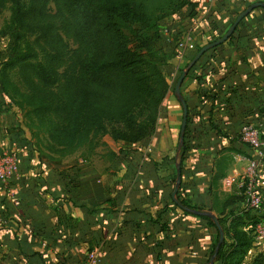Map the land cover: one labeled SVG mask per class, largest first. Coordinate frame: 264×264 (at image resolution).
I'll return each instance as SVG.
<instances>
[{
  "label": "crops",
  "instance_id": "0c3cea01",
  "mask_svg": "<svg viewBox=\"0 0 264 264\" xmlns=\"http://www.w3.org/2000/svg\"><path fill=\"white\" fill-rule=\"evenodd\" d=\"M191 2V17L185 8L163 22L159 42L168 59L160 70L167 92L151 138L117 143L123 148L96 165L86 158L51 165L27 133L7 135L14 130L0 123V149L15 156L18 169L0 183V217L6 222L0 228V264H83L92 250L98 264H206L216 231L206 216L192 211L220 218L224 239L233 222L246 221L236 183L253 156L241 129L264 125V9H254L183 80L188 124L181 161L176 152L182 108L173 91L197 49L222 37L244 9L264 0ZM184 33L192 38L179 50L176 39ZM178 162L179 199L200 211L179 208L172 198ZM258 179L264 207V166Z\"/></svg>",
  "mask_w": 264,
  "mask_h": 264
},
{
  "label": "trees",
  "instance_id": "16d2710c",
  "mask_svg": "<svg viewBox=\"0 0 264 264\" xmlns=\"http://www.w3.org/2000/svg\"><path fill=\"white\" fill-rule=\"evenodd\" d=\"M8 1L0 0V12ZM193 7L191 0L12 1L10 22L17 37L25 40L24 51L3 65L0 97L24 112L30 128L36 122L39 134L46 138V150L74 151L104 136L122 145L140 144L155 133L167 92L160 68L168 57L155 49L161 26L185 8L191 17ZM62 36L72 40L73 49L67 48ZM11 70L17 71L24 93L10 81ZM39 134L32 135L41 147ZM183 152L184 144L180 161ZM175 198L179 208L200 211L180 200L178 193ZM204 218L216 231L208 264L218 232ZM260 223L264 224V207L247 215L244 223L233 222L213 264H244L252 240L243 229ZM246 264H264V251Z\"/></svg>",
  "mask_w": 264,
  "mask_h": 264
},
{
  "label": "rangeland",
  "instance_id": "374dc122",
  "mask_svg": "<svg viewBox=\"0 0 264 264\" xmlns=\"http://www.w3.org/2000/svg\"><path fill=\"white\" fill-rule=\"evenodd\" d=\"M12 1H20L22 4L25 3V0H9L6 4L5 9H3L0 12V74L1 69L3 68V65L7 63L8 60L15 57L20 52L24 51V39H19L17 37V30L11 25L10 18H11V7H12ZM154 3H160L161 0H152ZM49 8L54 11L53 5H50ZM163 27V24L161 28ZM162 32V31H161ZM148 34H151V32H148ZM63 37L64 43L67 45L68 49H73L74 45L72 40ZM29 40H32V37L29 38ZM177 40V39H176ZM213 39L212 41H214ZM185 47V46H184ZM183 47V48H184ZM179 50H182L183 48H179L176 46ZM34 49L36 50L37 47L35 46ZM156 50L163 51L162 46L160 42H156L155 45ZM10 81H12L17 87L21 90V92H25L26 88L23 85L18 73L16 70H11L9 72ZM11 91V90H9ZM17 100L18 97H15ZM6 100H2L0 97V123H5L8 128H12L11 131L12 134L8 131L7 135H14L17 134L18 131H23L22 134L27 133L28 137L30 138L29 141H31V146L34 147V150L40 149L42 152V156L49 162V164H63L66 163L67 165L72 164L75 165V162L79 158H86L89 159L90 163L96 162H104L103 160H100V158L107 157V158H113V153L118 152L123 147L120 145L117 147V143L113 142L110 137L104 136L97 138L92 144H86L82 147L77 148L74 151H67L63 153L59 152H52L50 150H46L45 143H47L46 138L39 134L40 131L37 129V124H33L32 128L29 127V122L27 118L24 117V112L21 111L17 106L12 104L13 102ZM10 102V103H9ZM18 125H21L22 127L19 128ZM17 127V128H16ZM34 133L39 134L38 141L41 143V147L37 145V140L33 138ZM16 144V143H15ZM9 152V151H8ZM92 166V165H91ZM258 186H259V179H258ZM260 191V190H259ZM261 195V194H260ZM241 199L244 201L245 207L247 209L246 215L251 216L255 215L256 212H259L262 210L263 203H261V206L259 209L251 210L248 209L246 206V199L241 194ZM263 202V201H262ZM261 224V223H260ZM259 224H256V226L250 227L246 229V231L249 232L251 237V248L250 253L248 254L247 258H251L255 253L264 251V242L261 240H254V237L256 235V232L261 230L259 228H262L261 226H258ZM264 229V228H263ZM246 262V261H245Z\"/></svg>",
  "mask_w": 264,
  "mask_h": 264
},
{
  "label": "built area",
  "instance_id": "2783aa9c",
  "mask_svg": "<svg viewBox=\"0 0 264 264\" xmlns=\"http://www.w3.org/2000/svg\"><path fill=\"white\" fill-rule=\"evenodd\" d=\"M166 33L168 31H165ZM191 35L184 33L179 35L176 40V46L183 48L189 41ZM241 139L252 150V158L248 160L246 172L238 179L236 188L240 195L242 194L246 199V206L248 209H259L262 203L258 186V172L264 163V125L262 123L246 124L241 129ZM17 161L15 156L7 150L0 149V183H8L13 177L17 175ZM6 222L0 217V228L5 227ZM261 230L256 232L254 240H261L264 242V224L258 226ZM44 246V245H42ZM99 256L97 250L89 251L83 264H98Z\"/></svg>",
  "mask_w": 264,
  "mask_h": 264
},
{
  "label": "water",
  "instance_id": "95a60500",
  "mask_svg": "<svg viewBox=\"0 0 264 264\" xmlns=\"http://www.w3.org/2000/svg\"><path fill=\"white\" fill-rule=\"evenodd\" d=\"M257 8H263L264 9V3H253L250 6H248L246 9H244L234 20V22L232 23V25L229 27V29L226 31V33L220 37L219 39H217L214 42L208 43L205 46H203L197 53L196 55L192 58V60L186 65V67L181 71V74L179 75L176 84L174 86V96L176 98V100L179 102V104L181 105L182 108V122H181V127H180V131H179V140H178V146H177V152H176V158L179 157V153L183 147L184 141V132H185V128H186V122H187V105L183 99V97L181 96V92H180V87L183 83V80L187 77L189 71L191 70V68L197 63V61L210 49H213L217 46L222 45L223 43H225L234 33L235 29L237 28V26L239 25V23L245 18L247 17L254 9ZM181 183V170H180V163L178 162L176 164V180H175V185H174V189H173V193H172V198L175 200V196L177 194L178 188L180 186ZM184 210H188L186 208H183ZM192 213L196 214V215H203L208 217L209 219H211V221L213 222L214 226L216 227L217 231H218V242H217V246L214 250V255L209 259L208 264H213L214 263V258L215 255L218 251V247L219 245L223 242L224 240V234L222 231L221 226L218 223V220L215 216L208 214V213H199V212H193Z\"/></svg>",
  "mask_w": 264,
  "mask_h": 264
}]
</instances>
